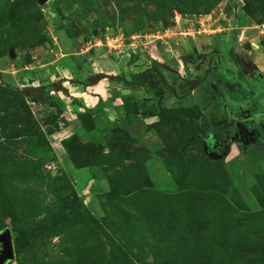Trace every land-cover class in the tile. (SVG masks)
Here are the masks:
<instances>
[{
  "label": "rangeland",
  "instance_id": "obj_1",
  "mask_svg": "<svg viewBox=\"0 0 264 264\" xmlns=\"http://www.w3.org/2000/svg\"><path fill=\"white\" fill-rule=\"evenodd\" d=\"M263 23L264 0H0L6 264H264V147L209 88L264 76ZM133 55L169 87L116 80Z\"/></svg>",
  "mask_w": 264,
  "mask_h": 264
},
{
  "label": "flooded vegetation",
  "instance_id": "obj_2",
  "mask_svg": "<svg viewBox=\"0 0 264 264\" xmlns=\"http://www.w3.org/2000/svg\"><path fill=\"white\" fill-rule=\"evenodd\" d=\"M221 65L223 66L220 68L224 70L228 68L229 71L225 70L227 73L223 77L219 76L221 78L215 77L214 82L216 84L211 82L210 86L225 93L223 101L226 103L225 108L227 111L232 107H244L246 109V113L233 118V122L237 126V132L251 138L252 143L264 147V76L257 70H252L251 75L244 79L234 67L227 64ZM241 85L248 90L251 96L249 95L244 99L241 98L242 94L239 96L238 91H241L239 90ZM234 134L233 136H235Z\"/></svg>",
  "mask_w": 264,
  "mask_h": 264
},
{
  "label": "trees",
  "instance_id": "obj_3",
  "mask_svg": "<svg viewBox=\"0 0 264 264\" xmlns=\"http://www.w3.org/2000/svg\"><path fill=\"white\" fill-rule=\"evenodd\" d=\"M137 57L135 55H133L131 57V61L132 60H135ZM159 65V63L156 61V60H151V67L147 68V69H144L136 74H133V76L131 77V79H126L124 77H115L116 80H120L122 81L125 85L131 87V88H139V87H144L146 85V78L149 77V76H155L157 81H161V83L163 84V87H166L168 88L169 85L168 83L165 81L162 73H161V70L157 68V66ZM226 71H229L228 68L225 69ZM162 86L161 87H158L157 84H153V93L154 95L158 96V97H161L162 96ZM211 91H213L214 89L210 86L209 87ZM212 88V89H211ZM127 100H128V95L123 97V102L125 103V113H134L137 111V108H138V103L136 102L133 107L130 106L128 103H127ZM29 152H35V151H32L30 149H28Z\"/></svg>",
  "mask_w": 264,
  "mask_h": 264
},
{
  "label": "water",
  "instance_id": "obj_4",
  "mask_svg": "<svg viewBox=\"0 0 264 264\" xmlns=\"http://www.w3.org/2000/svg\"><path fill=\"white\" fill-rule=\"evenodd\" d=\"M97 78V77H96ZM58 89L66 91L64 87L58 86ZM13 258V245L9 228L0 230V264H6Z\"/></svg>",
  "mask_w": 264,
  "mask_h": 264
},
{
  "label": "crops",
  "instance_id": "obj_5",
  "mask_svg": "<svg viewBox=\"0 0 264 264\" xmlns=\"http://www.w3.org/2000/svg\"><path fill=\"white\" fill-rule=\"evenodd\" d=\"M154 59H155V57H153ZM153 59V60H154ZM157 60V59H156ZM133 65H130L129 67L130 68H133V66L135 65V64H142L143 66V68L142 69H147V68H149L150 67V65H151V61L149 62H147V63H145V60H144V57L143 56H139V57H137L135 60H133ZM158 62H160V61H158ZM255 62V63H254ZM256 64H257V62L256 61H251V65L253 66V67H255L256 66ZM131 70H133V69H131ZM140 71H142L141 69H138L136 72H134L133 74H136V73H138V72H140ZM224 72V71H223ZM222 73V72H221ZM129 87V86H128ZM130 88V87H129ZM79 91H81V90H79ZM82 94H84V93H82ZM82 98V96L80 97V99Z\"/></svg>",
  "mask_w": 264,
  "mask_h": 264
},
{
  "label": "built area",
  "instance_id": "obj_6",
  "mask_svg": "<svg viewBox=\"0 0 264 264\" xmlns=\"http://www.w3.org/2000/svg\"><path fill=\"white\" fill-rule=\"evenodd\" d=\"M262 29H264V23L260 25Z\"/></svg>",
  "mask_w": 264,
  "mask_h": 264
}]
</instances>
